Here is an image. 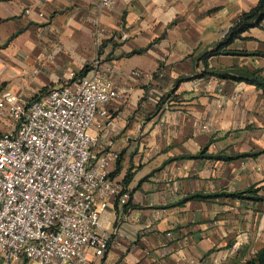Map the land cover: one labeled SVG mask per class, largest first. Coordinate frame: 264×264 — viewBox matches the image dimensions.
<instances>
[{
  "label": "crops",
  "instance_id": "crops-1",
  "mask_svg": "<svg viewBox=\"0 0 264 264\" xmlns=\"http://www.w3.org/2000/svg\"><path fill=\"white\" fill-rule=\"evenodd\" d=\"M258 2L119 0L100 9L89 0H0V96L9 91L29 101L95 68L113 69L124 90L110 104L95 148L119 152L111 176L130 199L111 200L101 214L110 244L103 257L89 251L92 264H246L264 248V152L231 161L185 157L203 148L229 155L264 150L263 91L199 77L206 69L237 68L264 77V20L229 46L244 54L201 57ZM96 21L107 34L97 36ZM122 32L128 40L111 38ZM133 70L147 75L134 78ZM183 77L190 79L176 86ZM8 125L0 117V133ZM251 187L263 199L183 201Z\"/></svg>",
  "mask_w": 264,
  "mask_h": 264
},
{
  "label": "built area",
  "instance_id": "built-area-1",
  "mask_svg": "<svg viewBox=\"0 0 264 264\" xmlns=\"http://www.w3.org/2000/svg\"><path fill=\"white\" fill-rule=\"evenodd\" d=\"M89 2L108 9L119 0ZM95 24L97 36L107 34ZM146 75L131 72L137 79ZM70 77L29 101L9 91L0 96V117L10 121L0 133V264H92L89 251L103 257L110 244L101 214L111 200L124 205L130 199L111 176L119 152L108 144L95 148L110 104L124 90L111 68Z\"/></svg>",
  "mask_w": 264,
  "mask_h": 264
},
{
  "label": "trees",
  "instance_id": "trees-1",
  "mask_svg": "<svg viewBox=\"0 0 264 264\" xmlns=\"http://www.w3.org/2000/svg\"><path fill=\"white\" fill-rule=\"evenodd\" d=\"M264 20V0H259L258 4L252 8L249 12L244 13L230 28L227 35L223 38L221 42H219L215 47L211 48L210 50H207L204 52L201 57L204 61H206L208 58L221 55V54H228V55H242L244 52L231 50L229 49V46L237 39L241 37V34L247 30H249L252 27L259 26L260 23ZM146 49H140L136 50L135 53H141L145 51ZM258 54V53H256ZM85 70L81 71L79 73V78L83 77ZM216 75L220 78L225 79H232L235 81H243L249 84L255 85L258 89H261L264 93V77L261 75V70H254V71H248V70H240V69H227V70H215V69H206L205 72H203L199 77H205L206 75ZM190 79L187 77L179 78L175 85L177 86L184 80ZM37 97V96H36ZM35 97V98H36ZM168 97V96H167ZM167 97H163L161 101L159 102L158 106L160 107L162 103L165 101ZM170 97V96H169ZM33 98V99H35ZM207 148H203L201 152H199L197 155H188L185 157L188 158H198V157H207L211 159H222V160H235L239 158H245L249 156H258L259 154L263 153L262 151H254V152H246L242 154H235V155H229L224 153H218V154H206ZM184 157V156H182ZM132 175L130 172L126 176L124 183H128ZM258 188L251 187L249 189H246L244 191H235V192H220V193H194L189 196H187L183 201H189L193 199H212V198H218V197H229V198H237V199H253V200H261L262 197L257 195ZM246 264H264V248L261 249L259 252H257L256 256L249 260Z\"/></svg>",
  "mask_w": 264,
  "mask_h": 264
},
{
  "label": "rangeland",
  "instance_id": "rangeland-1",
  "mask_svg": "<svg viewBox=\"0 0 264 264\" xmlns=\"http://www.w3.org/2000/svg\"><path fill=\"white\" fill-rule=\"evenodd\" d=\"M1 127H2V126H1ZM1 127H0V129H1ZM28 264H36V263L28 262Z\"/></svg>",
  "mask_w": 264,
  "mask_h": 264
}]
</instances>
